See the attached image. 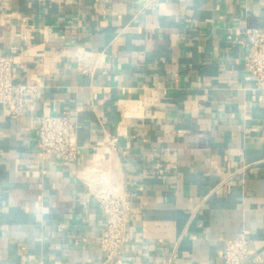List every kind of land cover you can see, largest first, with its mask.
<instances>
[{"label":"crops","instance_id":"0c3cea01","mask_svg":"<svg viewBox=\"0 0 264 264\" xmlns=\"http://www.w3.org/2000/svg\"><path fill=\"white\" fill-rule=\"evenodd\" d=\"M246 27H264V0H0V52L19 46L15 80L40 87L25 115L0 104V264H104L97 172L135 205L123 264H225L241 232L246 264H264V87ZM41 114L78 122L75 160L38 147Z\"/></svg>","mask_w":264,"mask_h":264},{"label":"built area","instance_id":"2783aa9c","mask_svg":"<svg viewBox=\"0 0 264 264\" xmlns=\"http://www.w3.org/2000/svg\"><path fill=\"white\" fill-rule=\"evenodd\" d=\"M12 13H5L7 18ZM237 40L247 47L245 68L256 79L259 87H264V27H246L240 31ZM19 46L11 47L9 53L0 52V104L12 116H22L34 105L31 96L39 92L38 84H26L15 80L14 61ZM80 69L87 68L80 63ZM79 124L66 114H41L37 116L36 141L41 151L54 155L63 161L75 160L79 155ZM117 141V137H112ZM97 177L89 180L94 195L106 213L105 233L101 236V249L105 253L104 264H123V247L130 239L127 231L128 217L135 208L131 193L109 173L97 172ZM249 237L241 232L225 240L223 257L225 264H246L249 255ZM264 258V249L255 260Z\"/></svg>","mask_w":264,"mask_h":264}]
</instances>
